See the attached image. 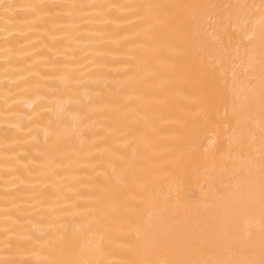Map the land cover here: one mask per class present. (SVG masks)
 Wrapping results in <instances>:
<instances>
[{"label": "bare ground", "instance_id": "bare-ground-1", "mask_svg": "<svg viewBox=\"0 0 264 264\" xmlns=\"http://www.w3.org/2000/svg\"><path fill=\"white\" fill-rule=\"evenodd\" d=\"M0 264H264V0H0Z\"/></svg>", "mask_w": 264, "mask_h": 264}]
</instances>
